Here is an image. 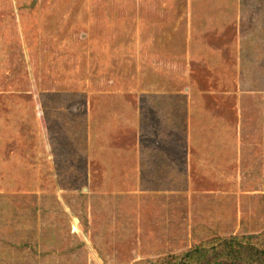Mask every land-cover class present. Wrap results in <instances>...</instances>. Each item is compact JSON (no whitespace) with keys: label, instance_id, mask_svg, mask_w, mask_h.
I'll return each mask as SVG.
<instances>
[{"label":"rangeland","instance_id":"obj_1","mask_svg":"<svg viewBox=\"0 0 264 264\" xmlns=\"http://www.w3.org/2000/svg\"><path fill=\"white\" fill-rule=\"evenodd\" d=\"M197 3L211 19L198 25L199 39L193 35V84L178 94H187L195 113L202 98L212 105L226 98L221 110L238 105L242 123L261 116L263 128L264 0ZM141 5L0 0V16L15 7L5 27L0 23V264H133L190 248L215 229L222 235L264 229L261 142L243 145L234 160L227 152L232 182L195 183L188 199L179 190L177 200L160 199L155 209L138 191H123L129 184L108 190L100 181L92 164L99 150L114 149L122 138L137 143L136 129L128 135L119 129L125 118H137L146 96L137 84ZM210 5L219 8L213 13ZM19 40L27 65L14 76L23 64L11 60L8 48L19 50ZM200 114L187 118V136L200 128Z\"/></svg>","mask_w":264,"mask_h":264},{"label":"crops","instance_id":"obj_2","mask_svg":"<svg viewBox=\"0 0 264 264\" xmlns=\"http://www.w3.org/2000/svg\"><path fill=\"white\" fill-rule=\"evenodd\" d=\"M141 1L137 84L139 92L146 96L140 97L143 107H138L137 118H125L126 122L119 129V135H128L136 129L137 143L129 144L122 138V143L114 149L109 146L99 150V161L96 165L92 161V164L101 171L100 181L108 190L118 189L121 183L129 184L123 191H138L143 194L148 209H155L160 199L169 203L177 200L179 190L185 189L187 193L183 194L188 199L191 194L188 189L195 183L219 188L232 182L236 173L233 161L226 170L227 152L234 160V152L243 145L256 141L264 145V135H261L264 134V123L262 128L261 116L253 122H247L251 118H245L242 123L244 114L238 105L239 108L229 106L228 111L221 110L227 103L226 98L218 99L221 102L214 105L211 100L202 98V110L195 113L187 94H178V88L193 84L188 62L197 51L192 50V38L194 35L199 39L198 25L210 18L198 13L197 2L203 0ZM209 8H213L214 13L219 6L210 5ZM1 16L0 23L5 27V18ZM11 26H16L12 32L14 36L18 33V24ZM11 47L9 45L10 52ZM199 112L202 113L201 123H198L200 128L187 136L188 130L184 131L186 120L199 116ZM137 122L138 129L135 128ZM259 135L261 138L257 139ZM98 182L95 176L90 186ZM108 185L117 186L109 188ZM178 185L181 186L178 188ZM93 193L101 196L104 192L96 189ZM217 231L215 229L213 235Z\"/></svg>","mask_w":264,"mask_h":264},{"label":"trees","instance_id":"obj_3","mask_svg":"<svg viewBox=\"0 0 264 264\" xmlns=\"http://www.w3.org/2000/svg\"><path fill=\"white\" fill-rule=\"evenodd\" d=\"M32 1L34 0H30V3ZM14 8L10 6L1 17L12 15ZM5 20L8 21L6 18ZM18 43L19 50L14 48L12 51V46L10 57L13 62L18 59L23 65L13 68L14 76L18 70L23 72L27 65V60L24 61L23 57L25 49L22 48V41L19 40ZM9 71L12 76V70ZM133 264H264V229L254 233L215 234L200 240L190 248L155 258H141Z\"/></svg>","mask_w":264,"mask_h":264},{"label":"built area","instance_id":"obj_4","mask_svg":"<svg viewBox=\"0 0 264 264\" xmlns=\"http://www.w3.org/2000/svg\"><path fill=\"white\" fill-rule=\"evenodd\" d=\"M87 188V187H86Z\"/></svg>","mask_w":264,"mask_h":264}]
</instances>
